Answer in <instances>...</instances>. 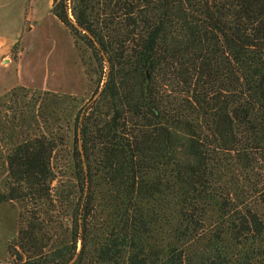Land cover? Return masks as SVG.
Wrapping results in <instances>:
<instances>
[{"label": "trees", "instance_id": "16d2710c", "mask_svg": "<svg viewBox=\"0 0 264 264\" xmlns=\"http://www.w3.org/2000/svg\"><path fill=\"white\" fill-rule=\"evenodd\" d=\"M51 11L97 96L75 118L73 198L53 190L56 100L37 113L49 130H4L7 264H264V0Z\"/></svg>", "mask_w": 264, "mask_h": 264}, {"label": "rangeland", "instance_id": "374dc122", "mask_svg": "<svg viewBox=\"0 0 264 264\" xmlns=\"http://www.w3.org/2000/svg\"><path fill=\"white\" fill-rule=\"evenodd\" d=\"M51 1L0 0V35L20 36L10 54L0 56V190L7 181L2 155L10 145L3 139L7 137L4 130L24 135L49 130L51 121L44 125L37 113H45L52 98L62 116L54 126L62 130L65 140L53 161L57 176L53 190L64 198H73L78 190L72 152L75 146L80 147L75 118L97 96L98 85L95 80V84L89 82L74 39L68 27L52 13ZM20 209L17 201L0 203V264L9 261L7 247L18 231Z\"/></svg>", "mask_w": 264, "mask_h": 264}, {"label": "crops", "instance_id": "0c3cea01", "mask_svg": "<svg viewBox=\"0 0 264 264\" xmlns=\"http://www.w3.org/2000/svg\"><path fill=\"white\" fill-rule=\"evenodd\" d=\"M51 5H52V3H51ZM32 14H33V12L31 13L30 17L32 16ZM31 18H33V17H31ZM27 19H28V17H27ZM19 38H20L19 33H18V35H11V34L10 35H6V34L0 35V56H4L5 54L9 55L11 48L14 46L15 42Z\"/></svg>", "mask_w": 264, "mask_h": 264}]
</instances>
